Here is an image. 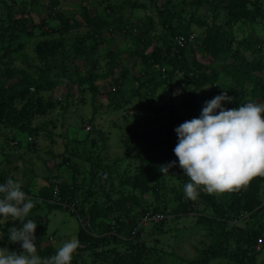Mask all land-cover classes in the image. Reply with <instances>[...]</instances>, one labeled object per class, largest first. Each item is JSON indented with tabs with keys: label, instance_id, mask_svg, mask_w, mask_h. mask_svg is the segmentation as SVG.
<instances>
[{
	"label": "trees",
	"instance_id": "trees-1",
	"mask_svg": "<svg viewBox=\"0 0 264 264\" xmlns=\"http://www.w3.org/2000/svg\"><path fill=\"white\" fill-rule=\"evenodd\" d=\"M184 1L191 6V9H188L185 4H178L172 0H162L159 3L158 0L124 1V4L131 8L146 9L148 4L155 7L157 20L149 13L145 20H142L135 17L133 19L129 15L125 16L121 10L124 4L110 2L104 5V14L100 12L91 14L85 5H81L79 8L81 19H78L55 8L58 0H51V3L47 5L49 13H46V16L55 19V25L49 28L57 31L58 36H45L35 42L34 54L40 62L36 75L22 68L21 75L12 83H6L5 79L0 77V119L8 123L10 128V135H4V137L14 141L15 143H11L17 148L21 145L26 150L33 148L34 141L30 139L24 144L20 134L26 132L31 138L35 137L40 129L45 128L47 122L45 121L43 125H31L28 115L16 101L24 100L31 95L36 96L35 111L40 113L59 104L61 100L43 95V91L53 89L60 82L58 79L49 77L52 66L50 60L60 49L64 56L73 52L76 55L83 54L86 59V53H90L104 40L103 30L111 33L116 30L131 37L133 47L127 48L125 52L130 58L139 57L141 64L144 65L139 73L140 76L145 75L144 80H141L139 75L136 77L139 86L144 85L145 82H152L155 86L168 84L171 88L169 96L172 97L174 76H179L185 88L193 86V89H189L187 95L182 96L181 101L175 105L179 109L185 110L192 105L195 90L207 85L212 86L215 95L226 91L227 95L232 97L230 102H222L225 107H236L248 100L264 103V0ZM27 3L29 6L26 8L29 9L20 12L14 10L10 4L5 5L6 19L0 24L1 54H7L21 47L22 42L18 41V38L25 33L33 32L32 19L28 13L33 8L40 12L38 10L40 2L38 0L21 1L23 7ZM204 3H209L214 11L211 21L197 12ZM46 16H41L39 24L47 22ZM83 21L87 24V29L80 34L70 35V32L77 29ZM244 23L246 25H243ZM255 23L257 26H253ZM145 25L154 31L153 35L147 34ZM133 27L138 29V32H134ZM143 35L146 39L142 38ZM178 35L185 38L182 44L176 39ZM64 38L69 39L67 48L63 47ZM140 42L141 48L138 45ZM197 52L199 57L196 55ZM121 53L123 51L117 49L107 52L109 74L116 72L114 82L117 86L121 84L125 74L131 72L138 62L135 59L129 64V61L121 59ZM154 66H157L156 69ZM10 70L5 67L1 73L10 76ZM99 77L98 72L88 68L84 75L75 80L71 79L69 74H65L63 80L66 85L70 81L76 82L81 92L88 89L94 100L99 87L96 80ZM139 86L135 92L147 100L151 99L152 92H140ZM118 90L120 91L119 87ZM66 94V96L70 95V93ZM111 97L114 95L112 94ZM148 101L151 106L152 103ZM170 104H173L172 100ZM171 116V125L166 132L169 136H174L173 142L176 144L177 135L174 128L185 119L178 114ZM144 135L147 138H154V132L151 130L145 131ZM126 137L128 138V135ZM126 137L122 138V142L129 147V139ZM135 149L139 156L142 155L140 147ZM55 154L60 156V161L55 164L56 167L59 168L66 162L72 165L74 172L70 177H59L61 173H55V175H49L47 180L35 190L33 187L30 188L31 186L23 188L28 197L34 201V207L27 218L34 219L37 223L35 242L37 252L42 257L51 256L56 251L51 244L42 243L47 232V213L53 209L64 208L75 214L67 207L49 200L52 191L50 178L55 176L59 183L61 198H78L77 210L90 222L89 228L79 225L75 231L80 245L73 253L71 264H79V260L84 255L89 257L88 263L91 264V261L95 259L101 262L105 259L112 260L114 264H153L150 256L154 253V249L141 238L140 228L142 227L133 232L141 216L148 211L163 213L161 219L150 221L156 233L164 232L162 222L169 216L168 214L174 213L179 218L181 215L192 213L195 216L194 223L200 225L206 234L211 235L210 241L203 247L197 248V254L188 259L187 264L256 263L259 250L254 248V244L258 237L264 235V199L262 197L264 175L257 174L246 185L230 191L209 193L201 186L197 198L190 199L183 192V184L189 177L183 174V170L179 167L182 171L178 176L181 179L182 191L176 195L178 203L169 204L164 201L162 205L156 204L152 207V203L146 204L141 201V193L149 188L141 172L125 176V184L123 182L122 184L130 186V193H125L124 187L118 186L114 187L116 195H111L110 187L113 185L111 166L100 156L94 158L92 152L84 155L83 151L78 152L74 147H66L62 152ZM42 159L46 161V158ZM177 159L174 157V160ZM84 160L90 164L86 172L84 168H81ZM99 167H102L101 171L98 170ZM151 169L157 177L156 165H152ZM80 172L85 173L78 178ZM5 179V174L0 171V180L4 182ZM96 183H102L101 192L96 188ZM159 201L158 198L155 199V202ZM20 223L11 218L0 222V237L3 238L0 243H8V229ZM52 237L50 235V239ZM47 238L49 239V235Z\"/></svg>",
	"mask_w": 264,
	"mask_h": 264
},
{
	"label": "rangeland",
	"instance_id": "rangeland-1",
	"mask_svg": "<svg viewBox=\"0 0 264 264\" xmlns=\"http://www.w3.org/2000/svg\"><path fill=\"white\" fill-rule=\"evenodd\" d=\"M21 1L0 0V24L6 19V4L12 5L14 10L19 12L29 9L26 8L29 6L28 3L23 7ZM38 1L40 2L38 4L40 12L33 8L28 13L32 19L33 32L25 33L18 38V41L22 42V46L9 51L7 54H1L2 50L0 49V77L2 76L6 83L16 81L22 73V68L36 75L40 62L34 54L35 42L45 36H58L57 31L49 28V26L55 25V19L46 16V13H49L47 5L51 3V0ZM124 1L126 0H58L55 8L64 11L69 16L81 19L79 12L81 5H85L91 14L99 12L104 14L103 8L107 2L124 4ZM161 1L158 0V3ZM172 1L185 4L188 9H191V6L184 0ZM121 10L125 16L129 15L133 19L135 17L145 20L147 13L153 15L155 20L158 17L155 7L149 4L146 9L131 8L124 4ZM197 12L208 21H211L214 13L209 3L202 4ZM44 15L47 22L39 24L41 16ZM157 26L159 27L158 24ZM253 26H257L256 23ZM87 27L83 21L77 29L70 32V35L80 34ZM195 27L197 28V26ZM149 30L150 27L148 29L147 26V34L153 35L154 31L150 30V32ZM133 31L138 32V29L133 27ZM102 37L104 40L97 44L90 53H86V59L83 54L76 55L73 52L64 56L62 49H60L57 55L50 60L52 66L49 77L58 79L60 82L53 89L43 91V95L61 100L59 104L44 113H40L35 111L36 96L31 95L24 100L16 101L23 112L28 115V121L31 125H43L45 121L47 122L45 128L40 129L35 137L30 138L31 141H34L32 149L26 150L22 145L17 148L11 143V140L6 139L4 135H10V128L8 123L1 120L2 118L0 119V171H3L6 178L12 177L21 180L22 188L31 186L30 188L33 187L35 190L47 180L49 175L61 173L59 177H70L74 172L71 168L72 165L66 162L59 168L56 167L55 164L60 161V156L55 153L62 152L66 147H74L78 152L83 151L84 155L92 152L94 158L100 156L108 162L111 166V180L113 181V185H110L111 195H116L114 187L118 186L124 187L125 193H130V186L124 185L125 176L141 172L144 176V182L149 187L141 193L142 203H152V207L156 204L162 205L164 201L169 204H177L176 195L182 191L181 179L178 176L181 175L182 171L178 164L170 167L168 173L161 171V165L167 164L176 157L172 152V147L175 145L174 136H169L166 132L171 125V115H181L185 120L198 116L204 101L215 96L214 90L210 85L195 90L192 105L185 110L179 109L175 105L181 101L182 96L187 95L189 89H193V86L185 88L179 76H174L173 97L169 96L171 88L168 84L155 86L152 82H145L144 85L139 86L136 77L141 73L140 69L144 65L141 64L139 57L130 58L125 52L127 48L133 47L131 37L116 30L112 33L103 30ZM142 38L146 39L145 35ZM64 41L63 47L67 48L69 39L64 38ZM141 42L138 44L140 48L142 47ZM111 49L123 51L121 59L129 61V64L135 59L138 60L131 72L125 74L119 86L114 82L116 72L109 74L107 52ZM196 55L199 57L198 52ZM5 67L11 69L10 76L1 73ZM156 67L154 66V69ZM88 68H93L100 75L96 80L99 87L94 100L91 98L88 89L81 92L76 82L70 81L66 85L63 80L65 74H69L71 79L75 80L84 75ZM140 78L144 80L145 75L140 76ZM138 86L140 92H152V98L148 99L152 103L151 106H149L147 98L135 92ZM66 93H70V95L66 96ZM112 94L114 97H111ZM171 100L172 105L170 104ZM88 125L90 127L87 128ZM147 130L154 132V138L143 136ZM28 136L30 135L26 132L20 134L24 144L27 142ZM124 136L129 139V147L122 142ZM136 147L142 149V155L137 154ZM43 157L46 158V161H43ZM152 165H156L157 177L153 174ZM89 166V162L85 161L81 168H84L86 172V168ZM98 170L101 171L102 167H99ZM85 172H80L78 178ZM0 182L3 181L0 180ZM104 185L108 187V185ZM96 188L101 192L102 183L97 184ZM135 193L137 194V191ZM262 197L264 199V192ZM157 198L160 200L159 202H155ZM135 207L138 209L137 206ZM168 215L162 222L164 232L156 233L153 230L154 225L150 221L140 223L136 230H139L140 226L143 228H140L141 238L154 249V253L150 256L153 264H187L186 261L197 254V248L203 247L210 241L211 235L206 234L200 225L194 223L195 216L192 213L181 215L179 218L174 213ZM47 217V232L42 243L47 242L56 249L64 240L75 236V231L80 225L76 214H72L64 208L49 211ZM48 235L49 239L47 238ZM50 235L53 236L52 239H50ZM258 238L254 244V248L259 250L255 264H264V235ZM0 246H7L10 250H20L18 242L14 244L11 242L0 243ZM89 260V257L84 255L79 260V264H91L88 263ZM91 262L92 264H114L112 260L108 259L103 262L95 259Z\"/></svg>",
	"mask_w": 264,
	"mask_h": 264
},
{
	"label": "clouds",
	"instance_id": "clouds-1",
	"mask_svg": "<svg viewBox=\"0 0 264 264\" xmlns=\"http://www.w3.org/2000/svg\"><path fill=\"white\" fill-rule=\"evenodd\" d=\"M231 99L221 91L204 101L198 116L174 128L173 152L178 159L161 165V171L168 173L170 167L179 165L189 177L183 184L187 198L196 199L201 186L209 193L230 191L257 174L264 175V103L248 100L225 107L222 102ZM33 207L21 180L8 177L0 182V222L8 218L21 222L8 229L7 237L9 242H18L20 250L0 246V264H71L80 245L76 236L64 240L51 256L38 254L37 223L27 218Z\"/></svg>",
	"mask_w": 264,
	"mask_h": 264
},
{
	"label": "built area",
	"instance_id": "built-area-1",
	"mask_svg": "<svg viewBox=\"0 0 264 264\" xmlns=\"http://www.w3.org/2000/svg\"><path fill=\"white\" fill-rule=\"evenodd\" d=\"M190 38H192V35H190ZM178 43L182 44L183 41L185 40L184 36L178 35L176 37ZM90 127V125L87 126V128ZM31 137L28 136V140ZM12 143H15L14 141H11ZM50 182L52 183V191H51V196L49 200L53 203L59 204L63 207H67L70 211L74 212L76 214V218L79 220L80 225L84 228H89L90 222L89 220L84 216L81 215L78 210H77V205H78V198H73V199H62L60 195V187L58 180L55 176H52L50 178ZM163 217L162 212H146L144 215L141 216L139 223L134 227L133 232L136 231V228L140 225V223H147L148 221H156L159 220ZM258 240H260L258 238Z\"/></svg>",
	"mask_w": 264,
	"mask_h": 264
}]
</instances>
